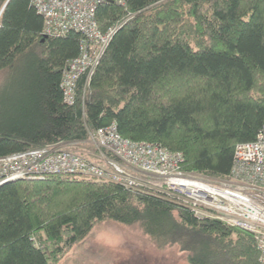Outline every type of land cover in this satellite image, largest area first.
<instances>
[{
  "label": "trees",
  "instance_id": "obj_1",
  "mask_svg": "<svg viewBox=\"0 0 264 264\" xmlns=\"http://www.w3.org/2000/svg\"><path fill=\"white\" fill-rule=\"evenodd\" d=\"M30 1L0 0V158L115 124L124 139L181 153L186 174L227 179L236 145L264 126V0L98 6L99 31L114 33L72 107L60 84L83 37L45 36ZM104 221L178 248L187 264H260L248 232L75 175L0 186V264H58Z\"/></svg>",
  "mask_w": 264,
  "mask_h": 264
},
{
  "label": "built area",
  "instance_id": "obj_2",
  "mask_svg": "<svg viewBox=\"0 0 264 264\" xmlns=\"http://www.w3.org/2000/svg\"><path fill=\"white\" fill-rule=\"evenodd\" d=\"M109 0H31L43 19L45 36L75 32L83 37L79 55L61 80L64 103H76L77 82L98 66L114 29L99 31L94 16ZM88 144L90 149L82 147ZM78 148V149H76ZM181 153L158 144L122 138L115 124L88 132L85 142L66 141L0 158V186L47 176H83L126 190L156 196L188 210L195 218L218 221L253 235L264 264V126L251 143L236 145L224 181L182 171Z\"/></svg>",
  "mask_w": 264,
  "mask_h": 264
},
{
  "label": "rangeland",
  "instance_id": "obj_3",
  "mask_svg": "<svg viewBox=\"0 0 264 264\" xmlns=\"http://www.w3.org/2000/svg\"><path fill=\"white\" fill-rule=\"evenodd\" d=\"M83 148L87 150L91 147L86 144ZM58 264L187 263L185 255L178 248L157 249L139 228L104 221L96 224L83 240L65 254Z\"/></svg>",
  "mask_w": 264,
  "mask_h": 264
}]
</instances>
